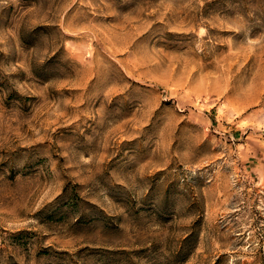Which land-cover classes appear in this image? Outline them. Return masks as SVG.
I'll list each match as a JSON object with an SVG mask.
<instances>
[{
    "label": "rangeland",
    "instance_id": "obj_1",
    "mask_svg": "<svg viewBox=\"0 0 264 264\" xmlns=\"http://www.w3.org/2000/svg\"><path fill=\"white\" fill-rule=\"evenodd\" d=\"M0 264H264V0H0Z\"/></svg>",
    "mask_w": 264,
    "mask_h": 264
},
{
    "label": "crops",
    "instance_id": "obj_2",
    "mask_svg": "<svg viewBox=\"0 0 264 264\" xmlns=\"http://www.w3.org/2000/svg\"><path fill=\"white\" fill-rule=\"evenodd\" d=\"M230 123L232 124V125H230ZM235 122H234V120H233V122H229V123H226L225 124V122H222L221 124H220V127H221V133H222V136L224 137V138H227V139H231V137L232 138H234V139H236V140H240L242 137H241V135L245 132V131H243L242 130V132H241V135L239 136L238 135V131H239V128H237L236 127V124H234ZM236 135H238L237 137H236ZM241 144H244V143H241Z\"/></svg>",
    "mask_w": 264,
    "mask_h": 264
}]
</instances>
